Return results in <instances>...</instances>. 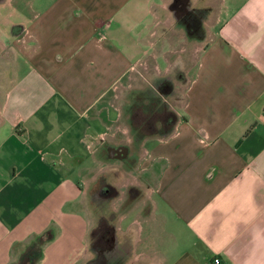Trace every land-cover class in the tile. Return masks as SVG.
Segmentation results:
<instances>
[{"label": "crops", "instance_id": "1", "mask_svg": "<svg viewBox=\"0 0 264 264\" xmlns=\"http://www.w3.org/2000/svg\"><path fill=\"white\" fill-rule=\"evenodd\" d=\"M19 1L0 8L26 26L0 39L15 47L0 119V264H19L48 231L43 264L91 259L103 173L120 192L107 209L130 240L125 264H264V0ZM193 9L199 20L185 24ZM172 74V133L146 139L136 167L105 162V141L133 142L120 100Z\"/></svg>", "mask_w": 264, "mask_h": 264}, {"label": "flooded vegetation", "instance_id": "2", "mask_svg": "<svg viewBox=\"0 0 264 264\" xmlns=\"http://www.w3.org/2000/svg\"><path fill=\"white\" fill-rule=\"evenodd\" d=\"M182 1V0H181ZM2 4H7V0H0ZM184 0H183V8ZM11 9H4L6 21L0 22V39L8 37L15 39L26 34L24 24L14 23L11 19L16 16ZM2 13V12H1ZM183 22L199 20L198 11L195 9L182 13ZM1 20V19H0ZM195 27H199L196 23ZM6 30L7 33H4ZM15 47L9 44L5 50L0 49V119L2 96L6 85L14 81L12 52ZM5 64V65H4ZM2 66L6 67V75L3 77ZM181 78V74H172L168 78H163L155 82L154 88L133 90L124 105L125 114L132 127L133 142L131 145L125 143H110L105 141L99 150V156L107 163L121 162L130 167H136L140 160V145L148 138L156 135L168 137L174 126V111L171 99H178V92L174 88V78ZM136 135V136H135ZM121 176V175H120ZM109 175L103 173L93 184L91 189L90 203L93 206L92 216L95 222L90 235L92 238L93 257L85 264H125L131 252L130 240L125 237L121 239L117 234V223L120 217L114 215L107 209L110 199L118 196L120 192L109 186ZM133 193L140 195V190L132 188Z\"/></svg>", "mask_w": 264, "mask_h": 264}, {"label": "trees", "instance_id": "3", "mask_svg": "<svg viewBox=\"0 0 264 264\" xmlns=\"http://www.w3.org/2000/svg\"><path fill=\"white\" fill-rule=\"evenodd\" d=\"M54 239L52 231L36 237L26 247L19 264H38L44 258V248Z\"/></svg>", "mask_w": 264, "mask_h": 264}, {"label": "rangeland", "instance_id": "4", "mask_svg": "<svg viewBox=\"0 0 264 264\" xmlns=\"http://www.w3.org/2000/svg\"><path fill=\"white\" fill-rule=\"evenodd\" d=\"M25 1H27V0H22V2H21L20 4L24 5ZM19 2H20L19 0H15L14 5L17 6V5L19 4ZM11 11H12V10H10V12H11ZM1 16H5V17H6L5 12L0 13V17H1ZM0 19H1V18H0ZM9 19H11L12 21H15V20L18 19V17H17V16H15V17L12 16V17H10ZM178 81H179V79L174 78V82H175V83L178 84V83H179ZM7 86H8V84L6 85L5 88H7ZM5 88H4V89H5ZM134 90H138V89H134ZM125 101H126V97H123V99L120 100V103H121V104H122V103L124 104ZM171 103H175L173 99H171ZM114 114H115V113L113 112V115H114ZM85 205H86V207H88V208L90 207V203L87 202V201L85 202ZM127 225H128V222H127V221H126L125 223H123V222L121 223V227L123 226L124 229H126ZM43 263H44L43 260H41L38 264H43Z\"/></svg>", "mask_w": 264, "mask_h": 264}, {"label": "built area", "instance_id": "5", "mask_svg": "<svg viewBox=\"0 0 264 264\" xmlns=\"http://www.w3.org/2000/svg\"><path fill=\"white\" fill-rule=\"evenodd\" d=\"M212 264H222L220 258H215L212 262Z\"/></svg>", "mask_w": 264, "mask_h": 264}]
</instances>
